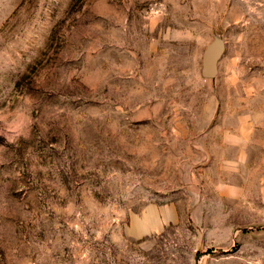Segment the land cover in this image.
<instances>
[{
  "label": "rangeland",
  "instance_id": "374dc122",
  "mask_svg": "<svg viewBox=\"0 0 264 264\" xmlns=\"http://www.w3.org/2000/svg\"><path fill=\"white\" fill-rule=\"evenodd\" d=\"M0 264H264V0H0Z\"/></svg>",
  "mask_w": 264,
  "mask_h": 264
},
{
  "label": "water",
  "instance_id": "95a60500",
  "mask_svg": "<svg viewBox=\"0 0 264 264\" xmlns=\"http://www.w3.org/2000/svg\"><path fill=\"white\" fill-rule=\"evenodd\" d=\"M225 49V45L222 39L215 37L209 42L202 56L201 75L205 78L213 77L218 72V61L221 58ZM198 262V256L195 259Z\"/></svg>",
  "mask_w": 264,
  "mask_h": 264
},
{
  "label": "crops",
  "instance_id": "0c3cea01",
  "mask_svg": "<svg viewBox=\"0 0 264 264\" xmlns=\"http://www.w3.org/2000/svg\"><path fill=\"white\" fill-rule=\"evenodd\" d=\"M162 215H163V223L174 221L177 218L175 211L170 206H166L163 208Z\"/></svg>",
  "mask_w": 264,
  "mask_h": 264
}]
</instances>
